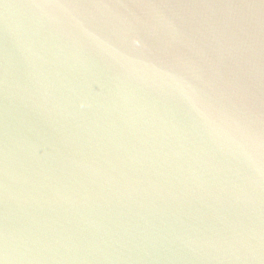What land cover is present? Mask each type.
I'll return each instance as SVG.
<instances>
[{
  "label": "water",
  "instance_id": "obj_1",
  "mask_svg": "<svg viewBox=\"0 0 264 264\" xmlns=\"http://www.w3.org/2000/svg\"><path fill=\"white\" fill-rule=\"evenodd\" d=\"M0 264H264V0H0Z\"/></svg>",
  "mask_w": 264,
  "mask_h": 264
}]
</instances>
